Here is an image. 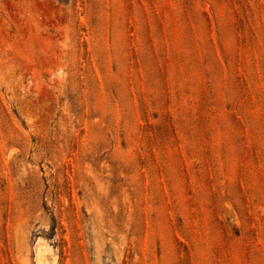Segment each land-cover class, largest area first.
<instances>
[{
	"label": "rangeland",
	"instance_id": "1",
	"mask_svg": "<svg viewBox=\"0 0 264 264\" xmlns=\"http://www.w3.org/2000/svg\"><path fill=\"white\" fill-rule=\"evenodd\" d=\"M0 264H264V0H0Z\"/></svg>",
	"mask_w": 264,
	"mask_h": 264
}]
</instances>
